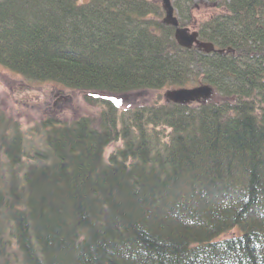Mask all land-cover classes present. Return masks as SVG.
Segmentation results:
<instances>
[{"label":"trees","instance_id":"trees-1","mask_svg":"<svg viewBox=\"0 0 264 264\" xmlns=\"http://www.w3.org/2000/svg\"><path fill=\"white\" fill-rule=\"evenodd\" d=\"M207 1L223 55L181 48L160 0H0V66L29 83L215 90L28 129L0 109V264H264V0Z\"/></svg>","mask_w":264,"mask_h":264},{"label":"rangeland","instance_id":"rangeland-1","mask_svg":"<svg viewBox=\"0 0 264 264\" xmlns=\"http://www.w3.org/2000/svg\"><path fill=\"white\" fill-rule=\"evenodd\" d=\"M171 2L174 7L173 10H175V17L180 24L181 5L183 6L184 1L171 0ZM160 3L162 6L161 0ZM200 4L210 8L202 9L196 6ZM191 7L197 9L193 14L194 16L196 15L197 20L195 23L191 21L186 30L193 33L200 30L202 23L210 19L214 10H212L207 0H194ZM169 90L171 89L166 88L159 91L148 90L128 94L71 90L52 83H29L20 74L0 66V109L12 114L25 129L32 127L43 119L51 117H57L63 121L70 122L82 116L99 115L101 108L90 104L87 100L89 98H109L121 108L120 110H126L154 103H166L167 99L165 95ZM214 96L215 92L211 98ZM121 147L122 142L111 144L105 151L106 160ZM235 232L231 231L225 236L231 237Z\"/></svg>","mask_w":264,"mask_h":264},{"label":"water","instance_id":"water-1","mask_svg":"<svg viewBox=\"0 0 264 264\" xmlns=\"http://www.w3.org/2000/svg\"><path fill=\"white\" fill-rule=\"evenodd\" d=\"M162 7L165 12V18L162 20L165 25L173 27L175 29V41L184 49H193L197 46L200 50H204L206 53L213 52L214 45L211 43H203L199 39V33H190L188 30L181 28L180 24L175 17V10L172 6L171 0H162ZM220 54H224V51H219ZM214 94V89L210 86H199L192 89H173L166 93L165 97L167 101L178 104L187 105L195 102L207 101Z\"/></svg>","mask_w":264,"mask_h":264},{"label":"bare ground","instance_id":"bare-ground-1","mask_svg":"<svg viewBox=\"0 0 264 264\" xmlns=\"http://www.w3.org/2000/svg\"><path fill=\"white\" fill-rule=\"evenodd\" d=\"M164 18H165V17H164ZM164 18H163V19H164ZM163 23H164V22H163ZM166 26H167V25H166ZM169 27H170V26H169ZM174 36H175V35H174ZM202 86H204V85H202ZM119 108H120V107H119ZM120 109H121V108H120ZM105 151H106V150H105ZM110 156H111V155H110Z\"/></svg>","mask_w":264,"mask_h":264}]
</instances>
